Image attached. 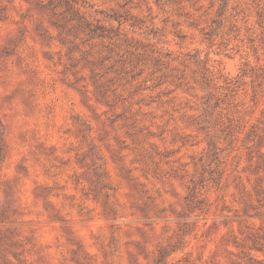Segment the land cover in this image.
<instances>
[{
    "label": "rangeland",
    "instance_id": "1",
    "mask_svg": "<svg viewBox=\"0 0 264 264\" xmlns=\"http://www.w3.org/2000/svg\"><path fill=\"white\" fill-rule=\"evenodd\" d=\"M0 264H264V0H0Z\"/></svg>",
    "mask_w": 264,
    "mask_h": 264
}]
</instances>
